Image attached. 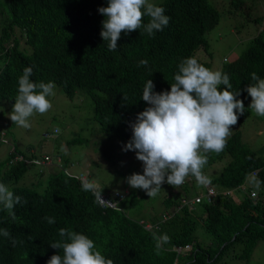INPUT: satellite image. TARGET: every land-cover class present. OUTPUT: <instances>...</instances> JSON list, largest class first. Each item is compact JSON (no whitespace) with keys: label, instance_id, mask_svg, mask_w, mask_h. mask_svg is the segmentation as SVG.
Here are the masks:
<instances>
[{"label":"clouds","instance_id":"1","mask_svg":"<svg viewBox=\"0 0 264 264\" xmlns=\"http://www.w3.org/2000/svg\"><path fill=\"white\" fill-rule=\"evenodd\" d=\"M245 1L248 0H231L229 10L234 11L235 15L242 10ZM249 1L257 7V14L263 16L264 0ZM211 2L217 6L213 0ZM159 3L152 0H108L107 6L98 8L104 17L100 35L103 41L108 42L109 51L117 49L122 32L142 30L143 34L153 37L156 32L163 31L170 17ZM238 3L239 6L234 8ZM145 17H148L147 22L144 21ZM253 20L251 22L260 29H255L253 37H245L251 38L249 43L262 29V21ZM240 21H243L242 18ZM6 49H9V45L4 44L3 51ZM202 52L209 55L208 43L206 50L198 49L196 58L188 57L181 61L170 90L155 92L153 81L148 79L145 82L141 98L150 106L137 114L135 122L130 125L132 137L122 148L129 154L136 153V158L143 163V173L131 174L121 186L117 177L107 178L110 187L101 186L92 180L85 165L73 163L68 156L62 158L59 154L57 168L52 170L48 154L37 155L33 148L21 153L16 152L14 147L9 148L6 157L0 159V209L5 212L4 216L0 211V240L8 247L19 245V249L26 254L21 260L22 264H119L118 259L122 257L123 250L119 251V247L125 245L126 238L123 236L112 245H105L110 250L102 253L92 239L77 230L80 223L76 227L75 219L70 218L64 226L58 227L62 220L57 221L54 217L59 215L58 210L63 209L51 205L45 188L46 180L54 174L81 183L82 190L91 192L103 209L116 206L118 200L132 193L135 204L126 212L141 225L142 237L152 241L157 255L162 249L175 254L171 263L167 264H214L225 254L248 260L259 240L248 253L243 243L246 236H251L250 225L264 227V213L260 215L258 224H254L252 219L257 215V207L264 208V189L257 181L256 169L240 178L223 171L225 164L231 161L230 156L215 161L212 158L228 149L234 152L239 149V153L247 150L248 154L260 158L264 165V145L253 149L247 139L240 135L241 125L251 115L264 119V73L257 75L253 72L250 75L246 91L251 102L245 109L243 101L237 98L239 91H232L229 76L220 69L221 63L228 60L222 58L216 67L209 58L200 59ZM139 64L147 66L148 61L142 59ZM32 74V67L23 69L18 77L14 103L6 102L12 105L10 120L25 129L31 127L30 118L35 113L43 115L52 108L48 98L55 95L56 88L53 81L34 82ZM90 102L92 115L93 104ZM238 113L241 114L239 119ZM59 131L58 128L51 130L53 134ZM49 135L47 132L41 133L42 137ZM0 142L5 143L6 140L0 138ZM19 163H23L26 170H32L28 178L25 176L29 172L24 173L15 184L18 188L25 187L26 195L23 197L10 190L11 180L7 179L10 168ZM245 163L240 166L243 167ZM222 173L226 178L221 176ZM36 175L47 177L41 182ZM161 186L164 187V202L165 198L172 196L178 204L174 207L164 205L157 213L151 197L159 193ZM27 188L31 190L28 192ZM143 198L150 199L146 206L140 204ZM182 207L189 211L201 209L200 225H196L195 239L191 244L181 245L173 236L168 237L161 231V223L156 219L158 216L162 217L161 221L168 219ZM208 209H212L215 215ZM232 209L240 211L241 216L247 218L240 223L231 221ZM98 213L100 218L106 216L99 211L86 214V220L90 221ZM70 215L73 218L76 216ZM205 215L213 223L210 231L202 228L201 220ZM215 216L226 220L219 223ZM199 226L208 235L207 241L197 235ZM2 252L0 264L17 263L8 256L7 247Z\"/></svg>","mask_w":264,"mask_h":264},{"label":"trees","instance_id":"2","mask_svg":"<svg viewBox=\"0 0 264 264\" xmlns=\"http://www.w3.org/2000/svg\"><path fill=\"white\" fill-rule=\"evenodd\" d=\"M107 3L108 0H3L0 7V101L14 103L18 77L25 67H32L31 79L34 82L53 81L68 100L86 96L93 104L91 120L99 129L122 141H130V125L139 112L150 106L141 98L145 82L151 79L155 92L170 90L181 61L188 57L196 58L198 49H207L204 34L218 23L219 13L208 0H162L158 5L163 6L165 14L170 17L163 31L156 32L153 37L143 34L142 30L122 32L117 49L109 51L108 42L103 41L100 35L104 17L98 11ZM238 6L239 3L234 8ZM241 11L245 12V17H241L242 23L251 19L261 20L262 29L246 50L232 61L222 62L220 69L229 76L232 91H239L237 98L243 101L246 109L251 102L246 91L249 77L253 72L257 75L264 73V15H258L257 7L249 0L244 2ZM229 15H234V11L230 10ZM147 20L145 17L144 21ZM4 44L9 45L8 50L3 51ZM142 59L148 61L147 66L139 64ZM240 115L238 113V119ZM224 156H230L231 161L225 164L223 171L241 178L256 169L257 181L264 189V165L260 158L248 154L247 150L239 153V149L235 152L228 149L215 155L212 161L221 160ZM244 163L243 167L240 166ZM25 170L24 164L19 163L7 174V179L11 180L10 190L21 197L26 195V189L15 184L22 179ZM221 176L225 177L223 173ZM45 184L50 204L63 209L58 210L59 215L54 217L57 221L62 220L58 227L64 226L70 218L75 219L76 227L80 223L77 230L92 239L102 253L108 252L107 246L123 236L126 241L119 247V251L123 250L119 264L171 263L175 254L162 249L157 255L152 241L142 237L141 225L126 212L135 204L132 193L118 200L116 206L103 209L91 192L82 190L81 183L74 179L54 174ZM161 187L159 193L151 197L157 213L164 205L174 207L178 204L172 196L165 198L164 202V187ZM27 189L28 192L31 190ZM0 211L5 216V212ZM99 211L106 216L100 218L98 213L90 221L86 220V214ZM208 211L214 214L212 209ZM177 212L162 221L158 216L160 229L181 245L191 244L195 239L196 225H200L201 209L189 211L182 207ZM239 212L232 209L231 221L240 223L247 218ZM256 212L252 218L254 224L260 222L264 208L257 207ZM69 213L76 214L75 218ZM215 217L219 223L226 220ZM201 224L205 231H210L213 225L207 215ZM250 228L251 236H246L243 243L247 253L256 240L264 239V227L250 225ZM18 246L8 247L0 240V254L7 247L8 256L15 259L16 264H22L26 254Z\"/></svg>","mask_w":264,"mask_h":264},{"label":"rangeland","instance_id":"3","mask_svg":"<svg viewBox=\"0 0 264 264\" xmlns=\"http://www.w3.org/2000/svg\"><path fill=\"white\" fill-rule=\"evenodd\" d=\"M160 1L162 0H152L156 4ZM208 1L218 11L219 21L206 32L209 55L206 56L207 53L202 52L200 59L209 58L210 62L218 67L222 58L230 61L239 56L251 39L245 37H253L256 34L255 29L260 27L251 21L242 23L241 17H245L243 11L230 16L228 3L231 0H213L217 6L211 0ZM2 4L3 0H0V7ZM54 91L55 95L48 98L52 108L43 115L35 113L30 118L31 127L27 129L13 124L9 117L12 105L0 101V138L6 140L5 143L0 142V159L6 157L10 147L24 152L33 148L37 155L46 153L50 156L49 167L53 170L57 168L56 159L61 154L62 158L68 156L73 163L80 162L85 165L92 180L107 188L111 185L107 179L109 177H117L121 186L131 174L143 173V163L136 158V153L129 154L128 151L122 150L126 142L103 133L91 120V102L86 96H75L68 100L59 87L56 86ZM57 128L60 131L53 134L51 130ZM43 132L50 135L42 137ZM240 135L241 138L247 139L253 149L263 146L264 119L251 115L241 125ZM213 171L216 169L213 168ZM27 172L29 174L25 178L29 177L32 170L27 169L25 174ZM35 177L44 182L47 175ZM31 181L33 180L29 182ZM149 201L150 199L143 198L140 204L146 206ZM196 233L206 241L209 239L200 226L197 227ZM214 264H264V240L256 242L247 261L225 254Z\"/></svg>","mask_w":264,"mask_h":264}]
</instances>
